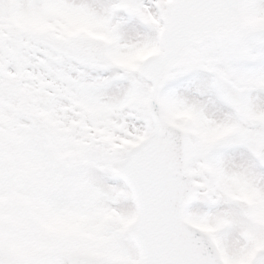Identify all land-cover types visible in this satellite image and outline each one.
Listing matches in <instances>:
<instances>
[{"label":"snow or ice","instance_id":"obj_1","mask_svg":"<svg viewBox=\"0 0 264 264\" xmlns=\"http://www.w3.org/2000/svg\"><path fill=\"white\" fill-rule=\"evenodd\" d=\"M0 264H264V0H0Z\"/></svg>","mask_w":264,"mask_h":264}]
</instances>
